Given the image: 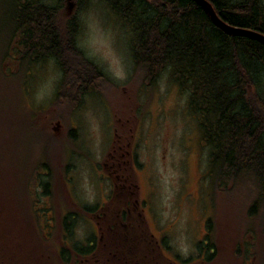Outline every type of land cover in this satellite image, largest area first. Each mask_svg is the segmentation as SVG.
<instances>
[{
    "label": "rangeland",
    "instance_id": "obj_1",
    "mask_svg": "<svg viewBox=\"0 0 264 264\" xmlns=\"http://www.w3.org/2000/svg\"><path fill=\"white\" fill-rule=\"evenodd\" d=\"M8 1L0 0V251L8 238L15 247L5 245L12 257L6 264H264L259 182L248 173L210 179L204 118L189 109V90L172 68L147 83L134 64L127 21L105 0L62 3L61 24L74 18L75 42L104 80L75 106L69 99L54 107L61 79L55 59L26 65L15 51L4 56L13 25ZM120 144L128 152L117 165L124 193L110 202L114 177L103 162ZM135 198L140 204L125 220L133 227L114 228L112 212L133 207ZM23 201L28 210L32 201L38 229L31 213L35 227L21 223L16 205ZM73 243L88 251L77 256ZM206 243L213 251L202 259ZM61 247L72 249L69 261L57 260Z\"/></svg>",
    "mask_w": 264,
    "mask_h": 264
},
{
    "label": "trees",
    "instance_id": "obj_2",
    "mask_svg": "<svg viewBox=\"0 0 264 264\" xmlns=\"http://www.w3.org/2000/svg\"><path fill=\"white\" fill-rule=\"evenodd\" d=\"M65 1L57 0L56 5L43 0L8 1L13 25L4 56L10 57L16 52L17 61L26 65L46 58L55 59L61 79L52 102L54 107L69 99L74 101L68 105L75 106L83 92H95L98 79L104 80L96 64L75 42L74 18L66 19L62 24L59 20V10ZM105 1L129 24L134 64L142 69L147 83L151 84L168 66L172 68L174 80L189 90L188 107L204 118L202 139L212 147L207 171L210 179L234 180L240 174H250L259 182L256 200L264 212V42L224 31L194 0ZM228 19L237 25L252 26L247 17L231 16ZM69 59L75 67L69 65ZM33 166L35 180H32L39 178L40 181L38 165ZM3 178L0 172V181ZM116 196L112 201L117 199ZM32 201L29 210L25 201L16 208L25 227L32 228L31 223L34 226L31 213L33 221L38 219V229L40 218L35 215ZM0 202L4 204L3 199ZM15 215H11V222ZM117 225L129 228L127 222ZM5 245L15 247L11 238ZM5 245L2 244L0 251V264L12 259ZM83 246L73 243L71 248L77 256H83L81 253L88 251V247ZM61 248L55 250L57 260L69 261L72 249Z\"/></svg>",
    "mask_w": 264,
    "mask_h": 264
},
{
    "label": "flooded vegetation",
    "instance_id": "obj_3",
    "mask_svg": "<svg viewBox=\"0 0 264 264\" xmlns=\"http://www.w3.org/2000/svg\"><path fill=\"white\" fill-rule=\"evenodd\" d=\"M148 1L151 2L152 0H148ZM194 1H195L196 5L202 7V5L198 1H196V0H194ZM207 1L211 4V6L214 9V11L216 12V14L224 22H226L228 24H231V25H235V26L249 28V29H252V30H255V31H258V32H261V33L264 34V0H207ZM253 10H254V12H253ZM231 16H235L237 18L238 17H240V18L247 17L251 21V25L252 26H250V27L249 26H242V25H237L235 23H232L228 19ZM214 24L217 25L216 23H214ZM116 146H114V149H115L114 152H109L108 153L109 154V159L103 162L105 167H106V170H105L106 171V175H109V177H114V180H113L114 188H113V191H112V193H111V195L109 197V200H111L110 202L114 201V200L112 201V199H114L115 193L119 194V196H121V194L124 193L123 185L121 184L122 181L120 180L121 178L119 176V171H118L119 168H117V165L120 164V162H121L120 160L126 162V159L121 158L122 155L125 153L126 149H125V151H122L121 144L118 145L117 147ZM118 147H120V148H119L118 151H116V149ZM126 153L128 154L127 151H126ZM131 154L132 153H130L129 160L132 157ZM124 179H125V177H124ZM118 180H119V182H118ZM118 184H121L122 186L118 185ZM115 189H117V190L114 193ZM126 193H128V192L126 191ZM122 200L123 199H121L119 201L117 200L118 205H119L120 202H122ZM136 202H137L138 205L140 204V202L135 198L133 207L132 206H128V207H126V209H122L121 208L122 205H121L119 208H117L116 210H114L112 212V215L115 218V220L113 222V227L114 228L118 227V225H117L118 222H120L123 225H126L125 220L128 221V211H130L131 209H135L136 208ZM107 207H108V203H107L105 209H103L102 212H101V215H103V218L106 215V213H105L106 211L105 210L107 209ZM248 212H250V210L247 209V213ZM122 217H125L126 219L122 220ZM129 226L131 227V225H129ZM101 227H102V231L104 232L105 231V227H106V222H104V225L102 224ZM111 228L112 227H108V229H111ZM210 246H211L210 252H212L213 251V246L210 245V243H206V247H202L200 249L199 256L202 257V259H203V257L205 258V254L207 253V250H208V248ZM196 260L199 261L200 259H196ZM244 263H248V260L245 259ZM175 264H178V263H175ZM185 264H193V263L185 262Z\"/></svg>",
    "mask_w": 264,
    "mask_h": 264
},
{
    "label": "water",
    "instance_id": "obj_4",
    "mask_svg": "<svg viewBox=\"0 0 264 264\" xmlns=\"http://www.w3.org/2000/svg\"><path fill=\"white\" fill-rule=\"evenodd\" d=\"M196 1H198L202 5V7L205 9L207 14L211 18V20L214 23H216L219 27L224 29L225 31H227L231 34L245 35V36L253 37V38H256V39L264 42V34L263 33L249 29V28H244V27L228 24V23L224 22L216 14V12L212 8L211 4L207 0H196ZM67 4H68L67 6L69 8L71 6L70 5L71 3L67 1Z\"/></svg>",
    "mask_w": 264,
    "mask_h": 264
},
{
    "label": "bare ground",
    "instance_id": "obj_5",
    "mask_svg": "<svg viewBox=\"0 0 264 264\" xmlns=\"http://www.w3.org/2000/svg\"><path fill=\"white\" fill-rule=\"evenodd\" d=\"M256 39V38H255Z\"/></svg>",
    "mask_w": 264,
    "mask_h": 264
}]
</instances>
